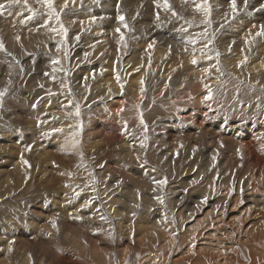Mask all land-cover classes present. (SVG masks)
Returning a JSON list of instances; mask_svg holds the SVG:
<instances>
[{
	"label": "bare ground",
	"instance_id": "bare-ground-1",
	"mask_svg": "<svg viewBox=\"0 0 264 264\" xmlns=\"http://www.w3.org/2000/svg\"><path fill=\"white\" fill-rule=\"evenodd\" d=\"M67 1H68V4L65 7V2H67ZM70 1L71 0H53V6H54L53 8L54 9L56 7L61 8V11L58 10V8H56L57 11H55V12L59 15L62 12H67L68 14L74 13L79 8H82V7L88 8L89 3L91 6L90 1H92V0H90L89 3L87 2V0H82L81 2L78 0H75L73 2L74 3L73 4L74 9L72 8V6H70V4H69ZM184 1L185 0H183V2ZM190 1H192L191 3H195L194 5L203 3V0H190ZM228 1H225V0H207V5L210 9V15L205 16L203 11H198V15L192 18L191 23L188 22L189 25L193 28L191 30L187 29V31L189 30L188 32L185 30V32H187V33L181 32L180 34H177V35H173L170 37H164L161 30H158L159 28H157L156 25H155V27L157 29H151V28L149 29L150 26H153V25L149 26V24L139 28L140 33H143L144 32L143 30L149 29L148 34L150 36H154L158 33L155 37L160 39L161 44L155 43L153 45V44H151V43L149 44L147 42H146V44L145 43L143 44L142 41H141V43H139L137 40L136 44L142 45L138 49L137 52L135 50V51H131V53H127V49L121 48L122 52H120V53L118 52L116 57L111 56L108 58L107 57L103 58L104 59L103 62L106 64L107 67L108 66L111 67V66L115 65V68L111 67V69L109 68V70H107V72H105L104 69H106V68L102 64V62H99V60L98 61H95V60L91 61V59L94 58L97 53L99 54L102 52V54L103 53L108 54L111 51L112 47L109 49L108 47L105 46V44H107V42H108L107 41L108 39H106L107 42H105V40L100 38V36L99 37L97 36V35H99L100 32L104 33V31L106 30L105 29V30L100 31L102 28V26H100V25H102L101 23L105 22V20H103L102 18H105L106 16L104 15V17L101 18V16L103 14L100 15L101 12H97L98 10L94 14L93 13L92 14H90V13L85 14L84 13V15H81V13H80V15L75 14L79 18L83 17L84 20L86 21V22L85 21L84 22L87 26H92L93 24L96 25L94 28L95 31H93L94 34L96 32V34H95L96 38H95V36L91 37L92 34L90 36L88 34V37L87 36L83 37V35H82L83 39H80V40L76 37L78 39L77 41H75L71 38L72 39V41L70 40L71 43L73 41L74 42L71 45L70 44H68V45H70L69 46L70 47V53H72L73 56H71V57L69 56V57L73 61V58H75V57L77 58L78 56H80V54L82 55L84 53L89 52V54H91L90 55L91 58L88 59L86 62H84V64H82V65H85V67H87V69L85 68L84 71L89 70V69H90L89 71H91V68L94 69L95 67H98V65L102 64V68L104 66V69L101 68L100 72L102 73V70H104V72H105L104 74L102 73L101 79H97L98 75L100 77V74H98L97 70L94 71L95 72L94 74H92V72H90L91 74H85L86 72L85 73L83 72L86 76L89 77V80H88L89 82H91L92 80L94 83L96 82L94 86L91 85L92 87H99L98 92H97V97H98L97 103L98 104H96V107L92 106L93 108H91V110L93 109V114H92L93 116H90V117L88 116L90 118V120L88 122L86 121V119L88 117L87 118L84 117L85 119L83 118V116L85 114L83 116L82 115L80 116V114H79V116H80L79 119L75 116L77 119L72 122V126L76 131H81L82 133L85 132L84 133L85 135L88 131H90V132H88V134H90V136L89 137L87 136V137L90 138L92 136V139L89 140L88 146H86V143H85V145L82 146V144H83L82 142L86 141V140H82V142H80V143H82L81 144L82 147L77 146V144H75V142L72 139L69 141H63V139H62L55 146V150L57 152H53V153H49V152L47 153L46 152V153H39L38 154V152H36V151H39V149L41 150V148H42V150H44L43 145L41 144V139H42L43 135H45V133H50V132L52 133V130H54L56 127H59L63 124L68 125V123L63 121L62 117H60L61 116L60 113L63 114L62 108H63V106H66V104L68 105L67 102H68L69 98L62 97L61 95H63V94H61V93H60L61 95L57 96L56 94L58 93V91L56 90L57 92H55V90H52L51 94H47L49 96L50 95L53 96L52 100H50L51 97L49 98L50 103H49V100H46L39 108H37V110L32 112V117L34 118L32 121H33V124H35V127L33 126V130L31 129L34 132V134L32 135L30 133L31 137H29V138H31V139H29V142L31 143V141H32V143H33V149H32L33 151L31 150L32 153L33 152L36 153L35 155L38 154V159L35 161L36 163L32 166L31 161H29L27 159V156H28L27 155V156H21L14 163L8 164L7 162H2L0 164V191H1L0 192V264H68V263L69 264H81L82 262H81V259L79 258L81 256L79 255V251L75 247V245H77V242H75V239H74L75 234L77 233V231L81 227L88 228L89 230L97 229L98 231H101V232H106L107 230L113 232V230H114V233H116V235H115V239L111 240V242L113 243V244L111 243V246L113 245V247L115 249L114 251H116L115 253L117 254V258L114 257L116 259V264H126V263L128 264L129 263L128 262L129 257L127 256V251H128V254L131 251L130 249H129L130 251L127 250L128 247H130L129 244H130V239H131L130 238L131 235H130V231H129L131 229V227H130V229L128 228L130 226L128 224L130 219H127V213H129V212H127V213L123 212L122 213V212H118L116 209L115 210L112 209L114 200H112V201L109 200L108 202L106 200V196H109V198L111 197L110 196L111 194H106L109 192L108 191V190H110L109 188L110 187H112V188L113 187L114 188L120 187L121 188L120 190H122V187L120 186L121 183H123L124 179L125 180L129 179V177L137 180V182H139L138 180L142 179V180H144V182L147 183V181H146L147 179H144L145 177H143L142 174H145L146 169L147 170L150 169L152 175L150 176V174H148V175L146 174L147 175L146 178L147 177H148V179L150 177L156 178L157 177L156 171H153L154 169L151 168V166H152L151 164L153 163V165H155V166L159 165V167L161 168V166H160L161 163H159V162L162 159L164 160L163 161V168L164 167L166 168V166H167L168 171H170L171 169H173V167L171 165L168 167V165L171 164L172 161H174L175 165H173V166H175L174 169L177 170V168H180V166H181V164L179 165V163H181L180 160H181L182 152L186 155L185 157H188L189 156V149H192L194 151V155L196 156V154L200 151L199 150L200 145L203 146V144L204 145L206 144L205 145V147H206L205 152H207V154H206L207 155V159H206L207 161L208 160L212 161V159L215 158V159H217L218 165H222V164H220L222 159L219 155L215 154V152H216L215 150L216 149H222L221 148L222 144L224 145V149L226 148V146L230 143V141L227 140L226 138L231 137V139H233V138H235V134H238L241 136V135H244L246 133L247 136H249V137H243L242 139H239V143L237 144L238 149L236 152H234V155H235V157L237 155L239 157L241 156V158H242L244 155H246L247 150H248L249 153H252L254 156H252L253 158L251 161L250 160L244 161L242 163V167H246V171H249V172L254 171L255 174H257L256 172H258L260 170H261V172H264V37H256L255 36V33L259 30V25L264 24V10L256 11V9L259 8L260 4L264 3V0H260L261 2L254 3L255 5L253 4V5L249 6L248 9L244 10L245 12L250 13L249 8L251 7L252 12L254 13V14L250 13L251 16L250 17L248 16V19H249V21L247 22L248 27L244 26V22L247 19V15H246V18L243 16L239 17V18H243L242 24L238 22V19L235 20V18H233L234 20H232V21L227 20L228 22L226 21V23H223V24H220L219 21L214 19L213 12H216L219 7L223 8V6H224L223 10L225 11V6L228 5V3H227ZM34 2H36V1L34 0ZM148 2L150 3V0H148ZM169 2H170L171 7H175L174 9H176L177 5L180 3V2L178 3V1L176 2L174 0H170ZM187 2L185 1L183 3V6H181V8H180L181 10L183 9V7H185L184 5H186L185 3H187ZM182 3H181V5H182ZM93 4H94V2L92 3V6H94ZM108 4H107V6H108ZM161 4H159V5H161ZM114 5H111V6H114ZM37 6H34V7L36 8ZM40 6L42 8V5H40ZM191 6H192V4H191ZM43 7H44V5H43ZM105 7H106V5H105ZM115 7H117V6L115 5ZM157 7H158V5H157ZM159 7H161V6H159ZM162 7H163V4H162ZM5 8H8L9 10H11L13 14H16V13L22 14L21 16H19L20 14L18 15V20H21L20 24H21L22 20L24 19L23 17H25L27 14L31 13L30 11H28L26 9L28 7L12 6L9 8L8 6H6ZM44 9H45V7H44ZM115 9H117V8H115ZM159 9L160 8H158V10ZM177 9H179V8H177ZM177 9L174 11H177ZM187 9L190 12L193 10V8L191 10L188 7H187ZM39 10H41V9H36V12ZM158 10H156V11H158ZM162 10H163V8H162ZM171 10H173V9H171ZM100 11H102V10H100ZM113 11L115 13V10H113ZM219 11L220 10H218V12ZM230 11L229 12L227 11L228 14H230ZM178 12L180 13V11H178ZM178 12H176V13L178 14ZM245 12H242V13L246 14ZM43 14H45V13H43ZM161 14H162V12H161ZM45 15H47V14H45ZM159 15H160V13H159ZM169 15H172V14H169ZM211 15H212V19H211ZM177 16H179V14ZM198 16H200L199 18H201L200 21L197 20ZM223 16H226V15H223ZM227 16H229V15H227ZM37 17H38V15H37ZM155 17H156V15H155ZM179 17H181V16H179ZM4 18H5V16H4ZM44 18L47 19L46 16L42 17V19H44ZM55 18H56V16L54 17V19ZM67 18L65 20L66 22H68L67 20H69ZM183 18L187 19L185 17H183ZM64 19L65 18H63V22H65ZM206 19L211 21L210 26H208L204 23V21ZM222 19H223V17H222ZM1 20H0V22H1ZM37 20H39V19H37ZM58 20H60V19H58ZM164 20L165 19H163V21ZM33 21H34V19H33ZM44 21L45 20H43L42 22H44ZM46 21H45V23H46ZM69 21L71 22V20H69ZM223 21H224V19H223ZM48 22H49V20H48ZM56 22H58V21L56 20ZM63 22H61V23H63ZM175 22H177V21L175 20ZM183 22H184V20H183ZM15 23H18V21ZM27 23L28 22L26 21L25 25H28ZM49 23H51V22H49ZM115 23H116V21H115ZM39 24H41V23H39ZM64 24H66V23H64ZM70 24L71 23H69V25ZM178 24H177V26H178ZM15 25H17V24H15ZM61 25H63V24H61ZM197 25L199 28L196 29L195 26L197 27ZM253 25H255V27H253ZM18 26H16V27H18ZM29 26H28V28H29ZM43 26L40 25L39 27L44 28ZM50 26H51V24L48 25V28ZM53 26H52V28H53ZM57 26L55 25L54 28H56ZM64 26H66V25H64ZM76 26H78V25H76ZM180 26L181 25H179V27ZM183 26H182V28H183ZM16 27H14V28H16ZM35 27L38 28V26H35ZM35 27H33V28H35ZM58 27H61V26H58ZM179 27H178V29H179ZM10 28L11 27H9V29ZM28 28H26V29L28 30ZM45 29H46V27H45ZM50 29H51V27H50ZM78 29H77V31H78ZM36 30H38V29H36ZM36 30L34 29V31H36ZM170 30H172V29H170ZM205 30H207V36L201 35L202 33L205 32ZM9 31H11V30H9ZM14 31H17V29L16 30L14 29ZM56 31L58 32L59 30H56ZM77 31H75V32H77ZM141 31H143V32H141ZM38 32L39 31H37V33ZM110 32H112V31H110ZM110 32L108 33L109 35H110ZM116 32H118V31H116ZM82 33H84V32H82ZM113 33H111V34L113 35ZM16 34H18V33H16ZM35 34H36V32H35ZM108 34L107 35L105 34L106 35L105 38L108 37ZM116 34L117 33H114V35H116ZM119 34H121V33H118V35ZM129 34H130V32L128 33V36L125 37V40H126V42H130V41L133 42V37L135 35L134 34L129 35ZM51 36L54 37L53 35H51ZM71 36H74V35H71ZM101 36H103V35L101 34ZM14 37L16 38V35H14ZM28 37H30V35H28ZM36 37H37V35L34 37V39H36ZM64 37H66V36H64ZM111 37L112 36H110V38ZM115 37L116 36H114L111 39L113 40ZM251 37H255V39L252 40ZM31 38H33V37H31ZM116 38H117L116 40H118L119 37H116ZM120 38H121V36H120ZM34 39H33V41H34ZM122 39H119V40H122ZM152 39L150 38L151 42H152ZM179 39H182V43L176 42V40L179 41ZM209 40H211V43H208ZM13 41L15 42V40H13ZM94 41H97L98 44L92 46L93 45L92 43H94ZM171 41H173L175 43L173 44ZM192 41H195V43H193ZM246 41H249V42L246 43ZM27 43H29V41H27ZM45 43H46V41H45ZM118 43H120V42H118ZM122 43H120V45ZM11 44H13V43H11ZM136 44H134L133 46H136ZM39 45H38V48H39ZM55 45H56V43H55ZM114 45L115 44H113L112 46H114ZM149 45H152V46L149 47ZM205 45H207V46H205ZM17 46H19V44ZM26 46H27V44H26ZM35 46H37V45H35ZM110 46H111V44H110ZM53 47H54V45H53ZM53 47L49 46V48H52V49H53ZM85 47H86V49L84 51ZM88 47H90V48H88ZM115 47H116V45H115ZM41 48L43 49V47H41ZM57 48H58V46H57ZM65 48H67V47H65ZM19 50H20V48H19ZM53 51H54V49H53ZM24 52H26V51H24ZM217 52L219 53L218 59L216 56ZM50 54H51V52H50ZM105 54H103V56ZM11 55H13V54H11ZM139 55H140L141 60H139V58H138ZM67 56H68V54H67ZM36 57L42 61L43 65L45 64L44 62L46 60L51 61V58H49L45 53H42V52H39V54H37ZM54 57H56V56H54ZM58 57H60V56H58ZM209 57H211V59H209ZM80 58L83 59V57L80 56L79 61H80ZM84 59H86V58H84ZM193 59L197 60L196 64H193L191 62ZM53 61H54V59H53ZM79 61H78V64L79 63L81 64L82 61H80V62ZM83 61H85V60H83ZM132 61L136 62L135 65L139 63L142 67H140V65H138L140 67L139 69L138 68L133 69L134 66L132 64H131L132 65L131 68L128 67V65H129L128 62H132ZM241 61H244V63L241 64L240 63ZM121 62H123V63L121 64ZM69 64H70V62H69ZM238 64L240 65L239 67H237ZM45 65H47V64H45ZM217 67L219 68V71L217 70ZM95 69H97V68H95ZM204 69H208V72L205 73ZM133 70H135V73H132V72H134ZM78 75H79V73H78ZM74 76L75 75H73V77ZM42 81H41V83H42ZM84 81H85V79H84ZM141 81H143V84L141 83ZM69 84H70V82H69ZM21 86L18 84H13V85H11V89L18 90ZM54 86L55 85H53L52 88ZM42 87H43V85H42ZM80 87H82V86H80ZM59 88H57V89H59ZM141 88L144 89L143 92H141ZM26 89H27V86H26ZM82 91H80L79 93H81ZM89 91H90V89H89ZM209 91H211V93H212L211 98H214L218 92L220 94L223 93V97L225 99L224 104L218 105L217 103H215L214 99L212 100L211 98L205 100V97L208 96ZM22 92H24V91H22ZM38 92H41V91H38ZM90 92L94 93L95 91H90ZM36 93H37V91H36ZM65 93H66V90H65ZM78 94L76 93L77 96H79ZM36 95H38V94H36ZM65 95H67V94H65ZM71 97L74 98L73 96H71ZM256 97L259 98V100L255 102ZM81 98L82 97H80V99ZM37 99H39V98H37ZM77 100H79V97ZM188 100L192 101V105L196 102V104L194 106V112L195 113L193 114V116H194L193 119L190 116H186V113L188 110L185 108L190 106V103ZM79 101L75 100V102H73L71 104L76 106V107L80 106L79 110H81V111L84 110V108L86 109V107L88 106L86 104V102L84 100H81V102H79ZM88 101H91V98ZM168 107H170V108H168ZM67 108H69V105ZM71 108L69 110H72L74 107L72 109ZM160 108H162V109L167 108L166 110L169 109V111L167 112V114L169 113L168 115L164 114L166 111L165 112L163 111L164 113H161V115L164 114L165 116L163 117L164 118L163 120H160V123L166 122L168 125L171 124L174 127L173 129H175L177 132H175L170 126H167L166 124L165 125L159 124V122H157L159 124L158 129H160V135L157 139V143L155 144L156 147H154L153 144L150 143V141L148 140L149 137H147V135H148L147 131L149 129L147 131H145L143 128H141L143 126L141 123H139V124H140V126L141 125L142 126L139 128V125L137 124L138 119L136 120V118L138 117L137 114H140L141 111H144L148 116H149L148 113H150L151 115L154 114V116H155V112ZM67 110L68 109H66V111ZM66 111H64V113ZM87 111L88 110H86L85 113ZM89 111H88V113H89ZM158 111L156 113H158ZM208 111H212L214 113L217 112V113L210 115V113H208ZM74 113H75V111H74ZM81 114H82V112H81ZM141 114L144 115V113H141ZM65 116H67V115H65ZM65 116H63V117H65ZM156 116H158V115L156 114ZM159 117H161V116H159ZM196 117H203V119L206 122L204 124H201L200 121L196 119ZM146 118H147V116H146ZM155 119H157V118H155ZM161 119H162V117H161ZM30 120H31V118H30ZM66 120H67V118H66ZM145 120H147V119H145ZM67 121H69V120H67ZM147 121H150V120L148 119ZM156 121H158V120H156ZM150 122L151 123L154 122V119H151ZM33 124H31V125H33ZM152 124H154V123H152ZM155 124H156V122H155ZM158 124H156V125H158ZM70 127H71V124H70ZM66 128H67V126H66ZM73 128L72 129L70 128V129L73 131ZM154 128H155V125H154ZM70 129H69V132H70ZM151 129H153V128H151ZM57 131H62V130L57 129ZM20 132H21V130H20ZM20 132H18V133H20ZM55 132H53V133H55ZM69 132H66V133H69ZM26 133L27 132H25L24 134H26ZM70 133H72V132H70ZM55 134H57V133H55ZM19 135H21V134H19ZM70 135H72V134H70ZM82 135H80V136L82 137ZM85 135H83V137ZM149 135H150V137L154 136V135L152 136L151 134H149ZM226 135L229 137H226ZM12 136H13V134H12ZM18 137H20V136H18ZM25 137H22V138H25ZM60 137H64V136H60ZM72 137H74V136L72 135ZM78 137H79V135H78ZM9 138H12V137H9ZM69 139H70V137H69ZM85 139H87V138H85ZM22 140H24V139H22ZM26 140H27V138H26ZM45 140H47V139H44V142H47ZM117 140L120 143H118ZM19 142H21V141L18 140V142L16 144H14V143L13 144L17 145ZM26 142H28V141H26ZM151 142H152V140H151ZM136 145L142 147L143 153H142V151L140 153H138V152H136V150H134L135 152L129 151V150H131L130 147H134ZM113 146H114V148H115V146L120 148L119 150L117 149L118 151L116 150L117 153L111 151L112 149H114ZM28 147H30V146H28ZM85 147H87L86 150H85ZM27 151H28V149H27ZM193 151H191V152H193ZM12 152H9V153H12ZM23 152H25V151H23ZM17 153H18V151H17ZM78 156L81 157L79 159L81 164L77 165V169L81 171L82 169L86 168V171H87L90 167L93 171L94 180L91 179V182L92 181L93 182H92L90 189H88V187H86V186H85L86 187L85 189H84V187L80 188L78 185H76L77 182L74 181L76 175H78V174H77V169L75 168V165H74L75 163L72 164V158H75V161H76L77 160L76 157H78ZM131 156H134L135 158L133 159V157H132L133 161L129 162L128 157H130V159H131ZM107 157L108 158L111 157L114 160L115 159L117 160V158H118L119 161L116 164H115V161H111V163L114 162V165H110V164L104 162V160ZM35 158H37V157H35ZM188 159H189V157H188ZM110 160H112V159H110ZM192 160L195 161V157ZM196 160H197V156H196ZM105 161H107V160H105ZM109 161H107V162H109ZM189 161H190V163L192 162L191 160H189ZM99 162L100 163L104 162L103 163L104 165L102 166L103 167L102 170L100 168H96L97 164H99ZM86 164L88 166H86ZM185 164H187V163H185ZM192 164H194V163H192ZM226 164H227V162H226ZM100 165H102V164H99L98 167H100ZM9 166L11 167V169H8ZM37 166H38L39 171L34 176V173H35L34 170L37 169ZM117 167H120V169L122 168L121 171L120 170L116 171ZM153 168H154V166H153ZM191 169H192V167H191ZM89 170H88V172H89ZM148 173H149V171H148ZM111 174L113 177L114 176H116V177L113 180L110 179L108 183L105 181L106 183H105V185H103L104 182H103V184L101 183L102 176H103V178L104 177L109 178L110 176H108V175H111ZM239 175H241L240 170L236 173V176L234 177L235 180H233L230 184L233 185L235 183V181L237 182L236 193H238L240 191L241 192L242 191L247 192L243 196L242 200H245L246 202H249V204H252L254 209L256 211H258L260 214H262L263 221H261V224H258V226L256 227L259 229L258 231L255 228L256 231L258 232V233H256L257 236L254 238H251V236L249 237V239H250L249 242L251 244H249L248 247L245 246V244L243 245L244 250H245V252H244L245 258H244V256H242L240 251L237 250L236 253L232 256V259H233L232 263L233 264H237V263L238 264H247V262H246V258H247L249 260L250 264H261V262L264 260V191L262 192L263 195L259 191L261 190L262 187H264V185L259 187L256 184V181H254L255 179L253 178L252 175H249V177L245 181L242 182V179L240 180L238 178ZM35 177L37 178L38 182H34ZM8 180H9V182H8ZM155 180H157V179H155ZM81 181H83V180H81ZM128 182H130V180H128L126 183H128ZM149 182H151V181H149ZM35 183H38V184L34 187ZM210 183H212V182H210ZM132 184H134V183H132ZM132 184H131V186H132ZM136 184H135V186H136ZM3 185L6 186V188L3 189L4 193L1 190ZM139 185L140 184H138L137 188H139ZM51 187H55L56 190L52 189ZM172 187L174 188L176 186H172ZM29 189L36 192V196H37V199L39 201H43V199H47L50 203L52 212L42 211L43 208L34 211L31 209V207L28 208L29 206L27 203L24 206V204L23 205H19V204H17V205L13 204L12 205L11 204L12 202L11 203L9 202V201H13V199L15 198V200L25 203L24 201H25L26 195L30 193ZM125 189L126 188H124L123 190H125ZM161 189H162V187H161ZM161 189H158L156 191L159 193H164V191ZM52 190H53V193L51 194ZM257 190H259V191H257ZM118 191H119V189L117 190V192ZM111 192H113V191H111ZM126 192H127V190H126ZM126 192H124V193L126 194ZM121 193H123V191ZM121 193L119 192V194H120L119 198H121V196L124 194V193L123 194H121ZM182 193H180V194H182ZM191 193L192 192H190V194L188 193L189 197H190ZM204 193H205V191H204ZM204 193H202V194H204ZM114 194H116V193H114ZM114 194H112V195H114ZM202 194H200V195L198 194L200 198H201ZM175 195L178 196V193ZM173 197H176V196H173ZM211 197H212V194L210 193V190H209V196H207V198H205V201L202 204H200V206L203 208L205 207L206 203H207V205H206L207 207L211 206L210 211H208V213H206L207 216H212L213 214L219 215L227 207L230 206V208H235L236 206H238L240 204V199H239L238 195H235V197H232L229 202L222 201L219 197L229 198L230 195L228 196V195L217 194L213 199H211ZM245 197H247V198H245ZM123 198H124V196H123ZM103 199H105V202H107V203L105 204V206L102 207V204L104 203V202L102 203ZM180 199H183V198H180ZM117 200H118L117 201L118 205L119 204L121 205V203H122V205L125 206L126 203H128V202H126L125 199L124 200L123 199H120V200L117 199ZM139 200H140V198H139ZM133 201H131V202H133ZM31 203L29 200V205ZM115 203H116V199H115ZM32 204L34 207V203H32ZM152 204H154V203H152ZM26 205L28 207H26ZM122 205H121V207H123ZM34 208L37 209L38 208L37 205ZM102 208L106 209V212L108 213L109 216H104ZM20 209H23V210L21 212H17V210H20ZM123 209L124 208H121V210H123ZM139 209L141 210V208H139ZM194 209L195 208H192V209L188 208V205H186V204L178 207V210L182 213L187 212L186 210H194ZM24 210H28V211H24ZM115 211L118 212L117 216L119 217V219H122L123 221L120 220L121 222L120 221L118 222L115 219V217L118 218L117 216H115L116 214L114 215V217H111V215H113L112 213ZM126 211H128V210H126ZM25 212L26 213L28 212V213L25 215L24 214ZM77 213L79 214V216H77L78 215ZM140 215H141L140 216L141 220L139 221V224L141 225V227H140L141 229L139 228V226H137L138 231H139V229L140 230L144 229L145 231H147V229L149 227L152 228V226H149V221L146 219L144 220L143 216L145 214L142 213ZM101 217H103V219ZM61 218H62L63 222L60 221ZM160 218H161L160 214L155 213L154 214V220H156V221L155 222L150 221L151 223L156 224V226H157L156 230H158L160 227H162V228H163V226L165 227V225L163 223H159ZM136 219H138V218L136 217ZM209 219H210V217H209ZM161 220L163 221L162 218H161ZM183 220H184V218L182 217L181 221H183ZM52 221L56 222V227H53ZM135 221H134V223H135ZM142 222H144L143 224H145L146 226L142 225L141 224ZM156 222H158V224ZM164 222H166V221H164ZM196 224H198V223H196ZM134 225L136 226V224H134ZM24 226H27V227H24ZM120 229H122V232ZM164 229L165 228L162 229L163 230L162 235H160V234H158V235L161 236L159 238L160 240L163 239V241H162L163 243L165 240L168 239L167 241H165V242H167V246H170L174 242V240L178 241V239H180L181 240L180 242L184 241L182 239L185 238V236L181 237V235H180V234H182L181 232H183L184 229L179 228V232H175V230H173L170 233L166 232ZM89 230H87V231L89 232ZM149 231H151V230H149ZM149 231H147V232H149ZM94 232H96V231H94ZM94 232H92V235ZM101 232H100V234H101ZM159 232L161 233V231H159ZM159 232H157V233H159ZM186 232L189 233V231H187V230H186ZM62 233L64 235L67 233L70 234L69 235L70 239H71L70 241L74 242L73 248L72 247L71 248H65L64 245H59V240H62L61 241L62 243H60V244H65L69 247L68 243H66V242L64 243L65 236L67 237L68 234L64 236V235H62ZM80 233H82V232H80ZM178 233H179V235H178ZM185 233H183V234H185ZM77 234H79V233H77ZM77 234H76V236H77ZM89 234H91V232ZM250 234L252 235L255 233H253L251 231ZM94 235H95V233H94ZM203 235H204V233H203ZM96 236H97V233H96ZM99 236H101V235H99ZM152 237H153L154 241L157 240L154 238V236H152ZM178 237H180V238H178ZM164 238H165V240H164ZM147 239H152V238L150 237ZM83 240H84V238H83ZM93 240H94V238H93ZM160 240H159V242H160ZM186 240L189 241V239H186ZM76 241H77V238H76ZM137 241L141 244L142 239H137ZM148 241H150V240H148ZM152 241H150L151 244H152ZM154 243L155 242H153V244ZM44 244L51 245L54 247V249H53L54 252L52 253V255H48V251L47 252L45 251ZM182 247L184 248V246H182ZM48 248L50 249V246ZM196 249H197V247H196ZM258 249L260 251H258ZM81 251H82V249H81ZM181 252H184V251H181ZM260 252H263V253H260ZM223 254H224V252H221V253H219V256L223 255ZM216 255L217 254H212V256L214 258H216L215 257ZM257 255H260V259L261 258L263 259L261 262H259L257 260V257H259ZM114 256H116V255H114ZM213 257L205 259L204 262H202L203 260H201V259L200 260L195 259L193 262L189 258L182 260L184 258L183 257L181 259V261L178 258L179 262H176L174 264H220L217 260L213 259ZM136 258H137V256H136ZM217 258H218V256H217ZM176 261H177V259H176ZM140 262H141V264H154L153 261H150V262L145 261L144 263H142V261L140 260ZM229 263L232 264L231 262H228V264ZM90 264H92V263H90Z\"/></svg>",
	"mask_w": 264,
	"mask_h": 264
},
{
	"label": "rangeland",
	"instance_id": "rangeland-1",
	"mask_svg": "<svg viewBox=\"0 0 264 264\" xmlns=\"http://www.w3.org/2000/svg\"><path fill=\"white\" fill-rule=\"evenodd\" d=\"M36 2H34V0H27V5H28V8H26L28 11L29 9H41L39 11L36 12V15L33 16V12L30 11L31 13L27 14L26 16L28 17V15L30 16H33V19L29 20L27 19V17H23L24 19L22 20L21 24H20V21L21 20H18V14H13L11 10H9L8 8H5L4 10V14L0 16V43H3L4 45V50L0 51V92H4L5 95L0 98V100H2V102H0V164L2 162H7L8 164H11V163H14L15 161H17V159H19L21 156H27V159L29 161H31V164L32 166L36 163L35 161L38 159V154L39 153H53V152H57L55 150V146L58 144V142H60L62 139L63 141H69V140H73L74 142L75 141H79V143L77 144V146H80L82 147L83 145H85L86 143V146H88V143H89V140L92 139V136L90 138H88L90 136V134H88V131L86 133V135L84 134L85 132H81V131H76L73 126H72V122L74 120H76L77 118L79 119L80 116L84 115L83 118H87L88 116H93V109L91 110V108L93 107H96V104H98V97H97V92H98V88L99 87H92L95 85V83L93 82V80L91 82H89V77L86 76L85 74H91L90 72H92V74H94L95 72L94 71H98V74H100V77L98 75L97 79H101V76H102V73L104 74L105 72H107V70H109V68L111 69L112 68H115V65L114 66H111V67H107L106 64L103 62L105 57H111V56H115L118 54V52H122V49L121 48H124V49H127V53H131V51H135L136 52L138 51V49L142 46L141 44H136L137 40L139 43H141V41L143 42V44L146 42L147 43H151V44H161V41L159 38H156L154 36H150L148 34V30L151 28V29H157L159 28L158 30H161L162 34L164 35V37H170V36H173V35H177V34H180L181 32L183 33H187V29H192L193 27H191L189 25L188 22H191L192 21V18L197 16L198 15V11L195 9V3H191L192 1L190 0H185L187 3H185L186 5H184L185 7H183V9L181 10V6H183V0H174V1H178V5L176 7L179 8L177 9V11H174L176 9H174L175 7H171V11H166L164 9V7H162V4H163V0H150V3L148 2V0H87V2L89 3V1L91 2V6H90V3L88 4L89 7L88 8H85V7H82V8H79L77 9L74 13H70L68 14L67 12H62L60 15H59V19L58 20L57 18L54 19V15L51 17V19L49 18V15H48V9L45 7H43V4L40 2V0H35ZM75 0H71L70 1V6H72V8L74 9L73 7V2ZM78 1H82V0H78ZM99 1V2H98ZM154 1V2H153ZM156 1V2H155ZM162 3H160V2ZM170 0H168L169 2ZM225 1H228V0H225ZM30 2V3H29ZM33 4H32V3ZM38 2V3H37ZM94 2V6H92V3ZM183 2V3H182ZM192 6H191V4ZM237 2V7L239 9V11L234 15L232 13L231 8H230V0L227 2L228 5L225 6V11L223 10L224 9V6L223 8L222 7H219L217 9V13L216 12H213V16H214V19L219 21L220 24H223V23H226L227 20L229 21H232L234 20L233 18H235V20L238 19V22L242 24L243 22V18H239L240 16H243L246 18V15H247V19L245 20L244 22V26L245 27H248L247 25V22L249 21L248 19V16L250 17L251 14H254L252 12V8L250 7L249 10H250V13L248 12H245L244 10H246L244 8V0L240 1V0H236ZM258 2H261L260 0H249V6L253 5L254 3H258ZM0 3H3L5 4V6H7L8 4V0H0ZM40 3V4H39ZM109 3V4H108ZM157 3V4H156ZM182 3V5H181ZM38 6H37V5ZM68 4V1L65 2V5ZM98 4V5H97ZM108 4V6H107ZM117 7H115V5ZM161 4V5H159ZM190 4V5H189ZM37 6L36 8L34 6ZM42 5V8L41 6ZM106 5V7H105ZM111 5H114V6H111ZM157 5L161 6V7H157ZM169 5H170V2H169ZM189 5V6H188ZM255 5V4H254ZM16 7H25L24 6V0H20V3L17 4V5H14ZM81 6V5H80ZM110 6V7H109ZM137 6V7H136ZM171 6V5H170ZM30 7V8H29ZM39 7V8H38ZM54 7V6H53ZM91 7V8H90ZM113 9H112V8ZM117 9H115V8ZM134 7V8H133ZM136 7V8H135ZM157 7V8H156ZM192 10L193 8V12L191 13L188 9ZM58 8V7H56ZM55 8V11H57ZM158 8H160L158 10ZM163 8V10H162ZM185 8V9H184ZM227 8V9H226ZM88 9V10H87ZM124 9V10H123ZM187 9V10H186ZM248 9V8H247ZM26 10V11H27ZM45 10V11H44ZM58 10L61 11V8H58ZM98 10V11H97ZM102 10V11H100ZM115 10V13L114 11ZM158 10V11H156ZM162 10V11H161ZM218 10H220L218 12ZM6 11V12H5ZM44 11V12H43ZM59 11V12H60ZM92 11V12H91ZM101 12L100 15L101 18L104 17V15L106 16L105 18H102L103 20H105L104 23H101L102 25V28L100 31L102 30H105L104 33L107 35L110 31V35L108 34V37H106V35L102 32L99 33V35H97L98 37L100 36V38H102L103 40H105V42H107V44H105L106 47H108L109 49L111 48V51L110 53H103L105 54L103 56L102 52L101 53H97L95 55L94 58L91 59V61H98L99 62H102V64L105 66L106 69H104V66L102 68V64L101 65H98V67H95L97 69H92L91 68V71L89 70H85V68L87 69V67H85V65H82L84 64V62H86L88 59L91 58V54H89V52L87 53H84V54H80V56L83 57L80 58V61L81 64L79 63L78 64V61H79V57L78 56L77 58H73V61L72 59L70 58L71 56H73L72 53H70V45L74 42L71 43L72 39L77 41L78 39H83L84 36H87L88 37V34L89 36L92 34L91 37L95 36L94 32V28L96 25H92V26H87L85 24V20L84 18H79L78 16L76 15H84V13H90V14H94L95 12ZM113 11V12H112ZM156 11V12H155ZM162 14H161V12ZM173 11L176 13L178 11H180V13L178 12L179 16L177 15H173ZM183 11V12H182ZM189 11V12H188ZM230 11V14H228V12ZM159 19L157 20V14H159ZM167 14H166V13ZM195 12V13H194ZM225 12V13H224ZM242 12H245L246 14L242 13ZM27 13V12H26ZM47 15H45V14ZM106 13V14H105ZM156 13V14H155ZM194 13V14H193ZM220 15H219V14ZM222 13V14H221ZM20 14V13H19ZM76 14V15H75ZM169 14H172V15H169ZM185 14V15H184ZM219 16H218V15ZM22 14H20L19 16H21ZM38 15V17H37ZM42 15V16H41ZM44 15V16H43ZM124 16L125 17V20L123 22H121L119 20V17L120 16ZM156 15V17H155ZM167 15V16H166ZM169 15V16H168ZM222 15V16H221ZM223 15H226V16H223ZM229 15V16H227ZM238 17H237V16ZM5 16V18H4ZM9 16V17H8ZM13 16V17H12ZM47 17V19L49 20V23L47 19H42V17ZM110 16V17H109ZM165 16V17H164ZM172 18H171V17ZM175 18H174V17ZM218 16V17H217ZM221 16V17H220ZM35 17V18H34ZM68 17V18H67ZM98 17V16H97ZM161 17V18H160ZM179 17V18H178ZM183 17L185 18H189L188 20L187 19H184ZM200 16L197 17V20L200 21L201 18H199ZM224 21H223V19ZM227 19H226V18ZM11 18V19H10ZM41 18V19H40ZM63 18L64 21L67 19L71 20V22L69 20H67L68 22H63ZM72 18V19H71ZM75 18V19H74ZM230 18V19H229ZM232 18V19H231ZM4 19V20H3ZM10 19V20H9ZM27 19V20H26ZM39 19V20H37ZM163 19H165L163 21ZM211 19H212V15H211ZM36 20V21H35ZM43 20H47L46 23L45 21L42 22ZM56 20L58 22H56ZM75 20V21H74ZM87 20V19H86ZM169 20V21H168ZM171 20V21H170ZM175 20L177 22H175ZM179 20V21H178ZM184 20V22H183ZM18 23H15L17 22ZM28 22L27 24L28 25H25V22ZM33 21V22H32ZM73 21V22H72ZM83 21V22H82ZM85 21V22H84ZM116 21V23H115ZM213 21V20H212ZM30 22V23H29ZM55 22V23H54ZM63 22V23H61ZM182 22V23H181ZM228 22V21H227ZM33 23V24H32ZM41 23V24H39ZM43 23V24H42ZM54 23V24H53ZM60 23V24H59ZM66 23V24H64ZM69 23H71L69 25ZM83 23V24H82ZM108 23V24H107ZM112 23V24H111ZM176 25H175V24ZM17 24V25H15ZM20 24V25H19ZM32 24V25H31ZM51 24V29L50 27L48 28V25ZM54 26H53V25ZM59 24V25H58ZM61 24H63V28L66 30V31H62L61 30V27H58V26H61ZM129 24V25H128ZM131 24V25H130ZM149 24L150 25H153V26H150L149 29L146 31V30H143L141 32L143 33H140L139 31V28L145 26ZM178 24V26H177ZM19 25V26H18ZM30 25V26H29ZM40 25H44L42 27H39ZM46 25V26H45ZM55 25L59 28H54ZM66 25V26H64ZM69 25V26H68ZM78 25V26H76ZM118 25V26H117ZM125 25H127V27L125 28ZM156 25V27H155ZM179 25H181L179 27ZM184 25V26H183ZM189 27H188V26ZM8 26V27H7ZM18 26V27H16ZM29 26V28H28ZM35 26H38L35 27ZM53 26V28H52ZM71 26V27H70ZM76 28H75V27ZM94 26V27H93ZM183 26V28H182ZM220 26V25H219ZM218 26V27H219ZM9 27H11L9 29ZM16 27V28H14ZM28 28V30L26 28ZM35 27V28H33ZM46 27V29H45ZM66 27V28H65ZM70 27V28H69ZM74 27V28H73ZM82 27V28H81ZM87 27V28H86ZM105 27V28H104ZM115 27V28H114ZM120 27V28H119ZM179 27V29H178ZM33 30H32V29ZM79 28V29H78ZM89 28V29H88ZM110 28V29H109ZM114 28V29H113ZM174 28V29H173ZM186 28V29H185ZM195 28H199L198 25L197 27L195 26ZM11 31H9V30ZM14 29L17 31H14ZM34 29H38L36 31H34ZM55 29V30H54ZM72 29V30H71ZM78 29V31H77ZM88 29V30H87ZM117 29H119L118 32ZM125 29V30H124ZM127 29V30H126ZM172 29V30H170ZM42 30V31H41ZM56 30H59L58 32ZM61 30V31H60ZM77 32H75V31ZM80 30V31H79ZM110 30V31H109ZM185 30L187 32H185ZM13 31V32H12ZM30 31V32H29ZM34 31V32H33ZM37 31H39L37 33ZM41 31V32H40ZM115 31V32H114ZM122 31V32H121ZM124 31V32H123ZM5 32V33H4ZM36 32V34H35ZM44 32V33H43ZM64 32V33H63ZM80 32V33H79ZM84 32V33H82ZM117 33L116 35H114V33ZM130 32L129 35L131 34H134L135 36L133 37V42L130 41V42H126L125 40V37L128 36V33ZM18 33V34H16ZM40 33V34H39ZM50 33V34H49ZM53 33V34H52ZM60 35H59V34ZM113 33L114 36L116 37H119L118 40H116L117 38L115 37L113 40L111 38H113L114 36L111 34ZM118 33H121L118 35ZM49 34V35H48ZM76 34V35H75ZM94 34V35H93ZM101 34L103 36H101ZM14 35H16V38L19 37V39H16L14 37ZM28 35H30V37H28ZM37 35L36 39H34V37ZM51 35H53L54 37H52ZM71 35H74V36H71ZM83 35V37H82ZM118 35V36H117ZM147 35V36H146ZM13 36V37H12ZM66 36V37H64ZM110 36H112L110 38ZM121 36V38H120ZM124 38H123V37ZM33 37V38H31ZM78 39H77V38ZM67 38V39H66ZM72 38V39H71ZM96 38V36H95ZM123 38V39H122ZM150 38L152 39V42L150 41ZM156 38V39H155ZM34 39V41H33ZM40 39V40H39ZM48 39V40H47ZM106 39H108L106 41ZM119 39H122V40H119ZM15 40V42L13 41ZM29 41V43H27V41ZM42 40V41H41ZM71 40V41H70ZM110 40V41H109ZM113 42H112V41ZM144 40V41H143ZM149 40V41H148ZM36 41V42H35ZM46 41V43H45ZM26 42V43H25ZM34 42V43H33ZM42 42V43H41ZM57 46L55 45V43ZM117 42V43H116ZM122 43L120 45V43ZM173 44L175 42L171 41ZM177 43H182V39H179V41L176 40ZM13 43V44H11ZM15 43V44H14ZM31 43V44H30ZM44 43V44H43ZM48 43V44H47ZM54 43V44H53ZM130 43V44H129ZM19 44V46H17ZM27 44V46H26ZM40 44V45H39ZM61 44V45H60ZM70 44V45H68ZM94 45L98 44L97 41H94V43H92ZM109 44V45H108ZM111 44V46H110ZM113 44L115 45L112 46ZM118 44V45H117ZM126 44V45H125ZM134 44H136V46H133ZM37 45V46H35ZM38 45H39V49L38 48ZM53 47L54 51L52 48H49V46ZM25 46V47H24ZM31 46V47H30ZM43 47V49L41 47ZM118 46V47H117ZM132 46V47H131ZM30 47V48H29ZM45 47V48H44ZM48 47V48H47ZM56 47V48H55ZM67 47V48H65ZM120 47V48H119ZM20 48V50H19ZM25 48V49H24ZM90 48V47H88ZM117 50H116V49ZM48 49V50H47ZM66 49V50H65ZM86 47L84 48V51H85ZM119 50V51H118ZM5 51V52H4ZM26 51V52H24ZM44 51V52H43ZM60 53H59V52ZM69 51V52H68ZM10 52V53H9ZM23 52V53H22ZM39 52H42V53H45L49 58H51V61L50 60H46L44 63L47 64V65H43L42 64V61L40 59H38L36 56L37 54H39ZM49 52V53H48ZM51 52V54H50ZM114 52V53H113ZM22 53V54H21ZM62 53V54H61ZM13 54V55H11ZM50 54V55H49ZM55 54V55H54ZM68 54V56H67ZM9 55V56H8ZM56 56V57H54ZM60 56V57H58ZM65 56V57H64ZM70 56V57H69ZM86 56V57H85ZM102 56V57H101ZM32 57V58H31ZM54 57V58H53ZM100 57V58H99ZM64 58V59H63ZM69 58V59H68ZM86 58V59H84ZM131 58V57H130ZM139 60H141L140 58V55L138 56ZM54 59V61H53ZM68 59V60H67ZM103 59V60H102ZM85 60V61H83ZM60 61V62H59ZM72 61V62H71ZM79 61V62H80ZM40 62V63H39ZM51 62V63H50ZM70 62V64H69ZM35 63V64H34ZM123 62H121L122 64ZM136 62H128V67H132V65L134 66L133 69L135 68H140L142 67L139 63L135 65ZM50 64V65H49ZM120 64V65H121ZM132 64V65H131ZM74 65V66H73ZM82 67H81V66ZM140 65V67L138 66ZM53 66V67H52ZM73 66V67H72ZM45 67V68H44ZM41 68V69H40ZM82 68V69H81ZM100 68V69H99ZM102 70V73L100 72V70ZM129 68V69H130ZM66 69V70H65ZM73 69V70H72ZM99 69V70H98ZM46 70V71H45ZM89 73H88V72ZM134 72L132 73H135V70H133ZM40 72V73H39ZM82 72V73H81ZM85 74H84V73ZM15 73V74H14ZM39 73V74H38ZM79 73V75H78ZM97 73V72H96ZM12 75V76H11ZM20 75V76H19ZM28 75V76H27ZM44 75V76H43ZM59 75V76H58ZM72 75V76H71ZM73 75H75L73 77ZM97 75V74H96ZM20 78H19V77ZM69 76V77H68ZM77 76V77H76ZM51 77V78H50ZM76 77V78H75ZM86 77V78H85ZM62 78V79H61ZM74 78V79H73ZM78 78V79H77ZM27 79V80H26ZM41 79V80H40ZM47 79V80H46ZM50 79V80H49ZM66 79V80H65ZM71 79V80H70ZM83 79V80H82ZM85 79V81H84ZM3 80V81H2ZM43 80V81H42ZM62 80V81H61ZM76 80V81H75ZM2 81V82H1ZM42 81V83H41ZM70 82V84H69ZM94 84H93V83ZM5 83V84H4ZM12 83V84H11ZM13 84H18V85H22L18 90H15V89H11V85ZM47 84V85H46ZM24 85V86H23ZM43 85V87H42ZM55 85L53 88L52 86ZM57 85V86H56ZM92 85V86H91ZM8 86V87H7ZM26 86H27V89H26ZM60 88H59V87ZM74 86V87H73ZM82 86V87H80ZM84 86V87H83ZM36 87V88H35ZM52 89H51V88ZM68 87V88H67ZM80 87V88H79ZM93 89H91V88ZM55 88V89H54ZM59 88V89H57ZM74 88V89H73ZM86 88V89H85ZM24 89V90H23ZM41 89V90H40ZM51 89V90H50ZM72 89V90H71ZM95 91L94 93L93 92H90L89 91ZM97 89V90H96ZM7 90V91H6ZM30 90V91H29ZM43 90V91H42ZM52 90H55V92L58 91V93L56 94L57 96L58 95H61L62 97H66V98H69L68 99V105H69V108L68 105L66 104V106H63L62 110H63V114L60 113V117H62L63 121L67 122V124H63L59 127H56L54 130H52V133H45V135H43L42 139H41V144L43 145V149L41 148V150L39 149V151H36L38 152L37 155H35L36 153H32V149H33V143L31 141V143L29 142V137H31V134L33 135L34 132L32 131L33 130V126L35 127V124H33V117H32V112L37 110V108H39L46 100H52L53 99V96L52 95H47V94H51ZM57 90V91H56ZM61 90V91H60ZM65 90H66V93H65ZM71 90V91H70ZM79 90V91H78ZM84 92H83V91ZM24 91V92H22ZM37 91V93H36ZM38 91H41V92H38ZM80 91H82L81 93H79ZM46 92V93H45ZM64 92V93H63ZM68 92V93H67ZM75 92V93H74ZM40 93V94H39ZM61 93V94H60ZM72 93V94H71ZM76 93L79 95L77 96ZM84 93V94H83ZM38 94V95H36ZM67 94V95H65ZM82 94V95H81ZM94 94V95H93ZM45 95V96H44ZM73 96L74 98H72L71 96ZM86 97H85V96ZM88 95V96H87ZM93 95V96H92ZM79 97V100H77ZM80 97H82L80 99ZM84 97V98H83ZM95 97V98H94ZM33 98V99H32ZM39 98V99H37ZM44 98V99H43ZM91 98V101H88L90 100ZM35 99V100H34ZM37 99V100H36ZM42 99V100H41ZM97 101H96V100ZM212 100L214 99L215 103H217L218 105H223L224 104V97H223V93L220 94L219 92L217 93V95L214 97V98H211ZM50 100H49V103H50ZM76 101H79L81 102V100H84L86 102V104L90 107H86V109L84 108V110H90L89 113L88 111L85 113L84 110H79V115H77V107L72 105L71 103L75 102ZM259 98L256 97L255 99V102L258 101ZM37 101V102H36ZM189 101V100H188ZM70 102V103H69ZM91 102V103H90ZM94 102V103H93ZM96 102V103H95ZM93 103V104H92ZM190 103V106L189 107H186L185 109H187V113H186V116H190L192 119H193V114L195 113L194 112V106L196 104V102L192 105V101H189ZM93 106V107H92ZM68 109L66 111V109ZM73 109H72V108ZM76 107V108H75ZM72 109V110H69V109ZM80 108V106H79ZM88 108V109H87ZM170 108V107H168ZM167 108H160L158 109V113L155 112V116L156 114L158 116H154V114H149V116L144 112V111H141L140 114H137L138 117L136 118V120L138 119V122L137 124L139 125V128H143L145 131H147V134H151L153 137H150V135L147 137L148 140L150 141V143L153 144L154 147H156V143H157V139L160 135V129L159 128V124H163V125H167V126H170L172 129L174 128L171 124L168 125L166 122H161L160 123V120H163L164 116L167 114V112L169 111L166 110ZM64 111H66L64 113ZM75 111V113H74ZM161 111V112H160ZM165 113H164V112ZM30 112V113H29ZM82 112V114H81ZM68 113V114H67ZM141 113H144L141 114ZM161 113H164L161 115ZM208 113L211 114H216L217 112H212V111H208ZM13 114V115H12ZM31 114V115H30ZM89 114V115H88ZM169 114V113H168ZM167 114V115H168ZM30 115V116H29ZM65 117H63V116ZM136 115V116H137ZM143 117L142 119H144L143 123H141L140 119H141V116ZM147 118H146V116ZM19 116V117H18ZM29 116V117H28ZM69 116V117H68ZM77 118H76V117ZM153 116V117H152ZM161 116V117H159ZM216 116V115H215ZM87 118L86 121L88 122L90 120V118ZM145 117V118H144ZM150 117V118H149ZM152 117V118H151ZM157 119H155V118ZM31 118V120H30ZM69 120L67 121L66 120ZM70 118V119H69ZM74 118V119H73ZM84 118V119H85ZM159 118V119H158ZM20 119V120H19ZM145 119H149L151 121V119H154V124H152L150 121H147ZM197 120L200 121L201 124H204L206 121L203 119V117H196ZM71 120V121H70ZM158 120V121H156ZM29 121V122H28ZM147 121V122H146ZM62 122V121H61ZM158 124L157 122H159L158 125L155 124ZM33 125H31V124ZM141 123L142 125L140 126ZM70 124H71V127H70ZM150 124V125H149ZM152 124V125H151ZM65 125V126H64ZM154 125H155V128H154ZM57 126V125H56ZM63 126V127H62ZM67 126V128H66ZM149 126V127H148ZM20 127V128H19ZM69 127V128H68ZM153 129H151V128ZM157 127V128H156ZM7 130H6V129ZM13 128V129H12ZM25 128V129H24ZM73 128V132L71 129ZM11 129V130H10ZM32 129V130H31ZM58 130H62V131H57ZM69 129H70V133L69 132ZM151 129V130H150ZM156 129V130H155ZM21 130V132H20ZM66 130V131H65ZM68 130V131H67ZM175 132H177L175 129H173ZM7 131V132H6ZM56 131V132H55ZM65 131V132H64ZM154 131V132H153ZM20 132V133H18ZM23 132V133H22ZM25 132H27L26 134H24ZM33 132V133H32ZM57 134H55V133ZM61 132V133H60ZM66 132H69V133H66ZM77 132V133H76ZM80 132V133H79ZM31 133V134H30ZM59 133V134H58ZM74 133V134H73ZM85 135L83 137V135ZM159 133V134H158ZM13 134V136H12ZM15 134V135H14ZM18 134V135H17ZM21 134V135H19ZM72 134L74 137H72ZM77 134V135H76ZM59 135V136H58ZM79 135V137H78ZM82 135V137L80 136ZM158 135V136H157ZM20 136V137H18ZM26 136V137H25ZM28 136V137H27ZM60 136H64V137H60ZM88 136V137H87ZM156 136V137H155ZM9 137H12V138H9ZM22 137H25V138H22ZM61 139H60V138ZM67 137V138H66ZM70 137V139H69ZM226 137H229L226 135ZM243 137H249L247 136V134L245 133L244 135H238V134H235V138L231 139V137L229 138H226L227 140L230 141V143L226 146V148L224 149V145L222 144L221 145V148L222 149H216L215 151V154L216 155H219L221 157V162L220 164L222 165H218L217 163V159L213 158L212 161H207V152H205V145L203 144L200 145L199 147V152L196 154L197 156V160H196V156L194 155V151L192 149H189V159L188 157H185L186 155L182 152V155H181V160L179 163V165L181 164L180 168H175V162L172 161L171 164L168 165V167L171 165L173 167V169H171L170 171H168L167 169V166L166 168L164 167L163 168V159L159 162L161 163L160 166L161 168L159 167V165L155 166L153 165V163L151 164V168L154 169L153 171H156V174H157V177L154 178V177H150L148 179V177L146 178V176L148 174H150V176L152 175L151 174V170H147L145 171V174H142L143 177H145L144 179H147V183L144 182V180H138L139 182H137V180L129 177V179H126L127 181L130 180V182L126 183L127 181L124 179L123 180V183H121V187H122V190H120L121 188L120 187H117L119 189V191L117 192V188L115 187H110L108 190L109 192L106 193V194H111L110 198L109 196H106V200L107 202L109 200H114L113 201V206H112V209L113 210H117L118 212H129L127 213V219H130L128 224L129 229L131 227V229L129 230L130 231V244L128 247L127 250L130 251V253L128 254V251H127V256L129 257L128 258V264H141L140 260L142 261V263H144L145 261L146 262H150V261H153L154 264H174L176 262H179V260L181 261L184 260V259H191V261L193 262L195 259L196 260H203L202 262H204L205 259H208V258H212V254H217L213 259L217 260L220 264H228V262H233V259H232V256L236 253L237 250L240 251V253L242 254V256L245 255V250H244V247L243 245L245 244V246H249V244H251L249 242V237L251 236V238H254L256 237V233H258L257 231L259 230L258 228H256L258 226V224H261V221H263V217H262V214H260L258 211H256L254 209V207L252 206V204H249V202H246L245 200H242L243 196L247 193V192H244V191H240L238 193H236V186H237V182L235 181V183L233 185H231L230 183L235 180L234 177L236 176V173L240 170L241 171V175H239V179L241 180L242 179V182L245 181L249 175H252L253 178L255 179L254 181H256V184L260 187L262 185H264V172H261L258 171L256 172L257 174H255L254 171H246V167H242V163L244 161H248V160H252V156H254L252 153H249V151L247 150V153L246 155H244L242 158L241 156H237L235 157L234 155V152L237 151L238 149V143H239V139H242ZM4 138V139H3ZM15 138V139H14ZM17 138V139H16ZM19 138V139H18ZM24 140H22V139ZM27 138V140H26ZM87 138V139H85ZM44 139H47L45 141L47 142H44ZM75 139V140H74ZM156 141H154V140ZM16 142H15V141ZM19 142L17 145H14L16 144L17 142ZM82 140H86L84 142H82ZM152 140V142H151ZM10 141V142H9ZM28 141V142H26ZM43 141V142H42ZM148 141V142H149ZM52 144H51V143ZM82 142V143H80ZM118 143H120L118 140H117ZM14 143V144H13ZM21 143V144H20ZM49 143V144H48ZM23 144V145H22ZM32 144V145H31ZM47 144V145H46ZM76 144V143H75ZM82 144V146H81ZM22 146V147H21ZM30 146V147H28ZM46 146V147H45ZM54 146V147H53ZM28 151H27V149ZM87 147H85V150H86ZM114 148V146H113ZM216 148V147H215ZM24 149V150H23ZM46 149V150H45ZM120 149L119 147H116L114 149H112L111 151L117 153V151ZM131 150L129 151H132V152H135L134 150H136V152L140 153L142 151L143 153V150H142V147L136 145L134 147H130ZM133 149V150H132ZM32 150V151H31ZM48 150V151H47ZM51 150V151H50ZM54 150V151H53ZM117 150V151H116ZM188 150V149H187ZM13 151V152H12ZM16 151V152H15ZM18 151V153H17ZM21 151V152H20ZM25 151V152H23ZM193 151V152H191ZM9 152H12V153H9ZM163 152V151H162ZM16 153V154H15ZM23 153V154H22ZM163 154V153H162ZM34 155V156H33ZM193 155V156H192ZM37 157V158H35ZM135 158L134 156H131V159L130 157H128V160L129 162H132L133 159ZM195 157V162L194 159ZM35 158V159H34ZM81 157L78 156L76 157V161H75V158H72V164L75 165V168L77 169V165L78 164H81L80 163V159ZM172 158V157H171ZM112 159V160H110ZM180 159V158H179ZM188 159V160H187ZM201 159V160H200ZM239 159V160H238ZM245 159V160H244ZM109 162H107V161ZM104 160V162L110 164V165H114V162L111 163V161H115V164L119 161L118 158L117 160L113 159V158H106ZM191 160L192 162L190 163ZM203 160V161H202ZM186 161V162H185ZM208 163H207V162ZM214 161V162H213ZM103 162V163H104ZM213 162V163H212ZM227 162V164H226ZM103 163H100L99 164H102L100 165V167H98L99 164H97V167L96 168H100L101 170L103 169ZM134 163V162H133ZM187 163V164H185ZM194 163V164H192ZM88 164V163H87ZM86 164V166H88ZM209 164V165H208ZM186 167H185V166ZM154 166V168H153ZM157 167V168H156ZM192 167V169H191ZM116 168V167H115ZM119 168V169H118ZM194 168V169H193ZM200 168V169H199ZM8 169H11V167L9 166ZM36 169V168H35ZM90 169V170H89ZM89 172L88 170L86 171V168L82 169L81 171L77 169V174L76 177H75V182L76 185H78L80 188L84 187V189L86 187H88V189L91 188V185H92V182H91V179L94 180L93 178V171L92 169L89 167ZM122 169V168H121ZM120 167H117L116 171L117 170H120ZM179 169V170H178ZM191 169V170H190ZM204 169V170H203ZM203 170V171H202ZM35 173H34V176L36 175V173L39 171L38 169V166H37V169L34 170ZM92 171V172H91ZM149 171V173H148ZM181 173V174H180ZM147 174V175H146ZM90 175V176H89ZM88 176V177H87ZM110 176L109 178L107 177H104L102 176V180H101V183L105 185V183L109 182V180H113L116 176H112L111 175H108ZM200 176V177H199ZM80 177V178H79ZM83 177V178H82ZM113 177V178H112ZM164 177V178H163ZM195 177V178H194ZM207 177V178H206ZM131 178V179H130ZM159 178V179H158ZM78 179V180H77ZM87 179V180H86ZM107 179V180H106ZM157 179V180H155ZM165 180L166 179V184L164 185H160L159 183H156L157 181H160V180ZM83 180V181H81ZM155 180V181H154ZM89 181V182H88ZM106 181V182H105ZM125 181V182H124ZM137 183H135V182ZM151 181V182H149ZM9 182V180H8ZM34 182H38L37 178L35 177L34 178ZM155 182V183H154ZM212 182V183H210ZM134 183V184H132ZM175 183V184H174ZM38 183H35L34 184V187L37 185ZM125 184V185H124ZM132 184V186H131ZM136 184V186H135ZM138 184L139 185V188L138 187ZM143 184V185H142ZM210 184V185H209ZM6 185V184H5ZM3 185L1 190L3 191V189L6 188V186ZM8 185V184H7ZM88 185V186H87ZM146 185V186H145ZM86 186V187H85ZM124 186V187H123ZM129 186V187H128ZM131 186V187H130ZM172 186H176V187H172ZM162 187V189H161ZM171 187V188H170ZM52 189L56 190L55 187H51ZM124 188H126L125 190H123ZM145 188V189H144ZM202 188V189H201ZM158 189H161L164 191V193H159L157 192L156 190ZM199 189V190H198ZM30 193L26 195V198H25V203L21 202V201H17L15 200V198L13 199V201H9L12 205L13 204H19V205H23L25 206V204L27 203L28 206L26 205V207L30 208L32 210H39V209H42V211H46V212H52L51 211V206H50V203L47 199H43V201H39L37 199V196H36V192H34L33 190L29 189ZM127 190V192H126ZM146 190V191H145ZM177 190V191H176ZM183 190V191H182ZM205 193H204V191ZM209 190H210V193L212 194V197L211 199H213L217 194H222V195H230L229 198H223V197H219L222 201H225V202H229L230 199L232 197H235V195H238L239 199H240V204L238 206H236L235 208H230L227 207L226 209H224V211L219 214V215H216V214H213L212 216H207L206 213H208V211H210V208L211 206L207 207V203L205 205V207H201L200 204H202L204 201H205V198H207V196H209ZM111 191H115L114 194L113 192ZM123 191L126 192V194L124 193H121ZM129 191V192H128ZM154 191V192H153ZM189 191V192H188ZM195 191V192H194ZM197 191V192H196ZM203 191V192H202ZM259 191V190H257ZM264 191V187L261 188V190L259 192H263ZM1 192V191H0ZM33 192V193H32ZM123 194L120 197V194ZM169 192V193H168ZM183 192V193H182ZM190 197L188 195V193L190 194ZM4 193V191H3ZM53 193V190L51 192V194ZM130 193V194H129ZM178 193V196L175 195ZM182 193V194H180ZM204 193V194H202ZM216 193V194H215ZM11 194V193H10ZM13 194V193H12ZM114 194V195H112ZM139 194V195H138ZM163 194V195H162ZM195 194V195H194ZM202 194L201 198L199 197V195ZM32 195V196H31ZM87 195V194H86ZM126 195V196H125ZM182 195V196H181ZM184 195V196H183ZM263 195V193H262ZM124 196V198H123ZM143 196V197H142ZM173 196H176V197H173ZM188 196V197H187ZM204 196V197H203ZM109 199H108V198ZM128 197V198H127ZM137 198V199H136ZM140 198V200H139ZM142 198V199H141ZM172 198V199H171ZM180 198H183V199H180ZM185 198V199H184ZM200 198V199H199ZM247 198V197H245ZM17 199V198H16ZM115 199H116V203H115ZM117 199H125L126 202V205H121L123 207H121V205L119 206L118 205V200ZM3 200V199H2ZM29 200H30V203H34V207L37 205V209H35L33 207V204L31 203L29 205ZM134 200V201H133ZM186 200V201H185ZM34 201V202H33ZM133 201V202H131ZM163 201V202H161ZM245 201V202H244ZM104 202V203H103ZM105 202V199L102 200V207L105 206V204L107 203ZM149 203V204H148ZM154 203V204H152ZM157 203V204H156ZM197 203V204H196ZM188 205V208H195L194 210H186L187 212H180L178 210V207L181 206V205ZM32 205V206H31ZM130 205V206H129ZM136 205V206H135ZM117 206V207H116ZM127 207V208H126ZM135 207V208H134ZM121 208H124L123 210H121ZM141 208V210L139 209ZM148 208V209H147ZM130 209V210H129ZM23 209H20V210H17V212H21ZM105 210V211H104ZM125 210V211H124ZM128 210V211H126ZM134 210V211H133ZM137 210V211H136ZM24 211H28V210H24ZM30 211V210H29ZM102 211H103V214L104 216H109L108 213L106 212V209L105 208H102ZM115 211L113 212L111 215V217H114L117 216L118 212ZM140 211V212H139ZM159 211V212H158ZM133 212V213H132ZM151 212V213H150ZM28 213V212H27ZM26 212L24 213L25 215L27 214ZM144 213L145 215L143 216L144 217V220H148L149 221V226H152V228H149L147 229V231H145L144 229L143 230H140L141 228V225L139 224V221L141 220L140 219V214ZM155 213H159L160 214V217L163 219V221L161 220L160 218V221L159 223H163L165 225V227L163 226V228H165L164 230L168 233H170L171 231L175 230V232H179V228L180 229H184L183 232H181L182 236H185V238H183L182 242H180L181 240L178 239L177 240H174V242L170 245V246H167V240H165L164 238V243L162 242L163 239H159L163 233V228L160 227L158 230L157 229V226L155 223H151V222H155L156 220H154V214ZM219 213V212H218ZM78 214V213H77ZM76 214V215H77ZM107 214V215H106ZM131 216H130V215ZM163 214V215H162ZM195 214V215H194ZM79 216V214L77 215ZM118 217V216H117ZM136 217L139 219H136ZM142 217V218H143ZM153 217V218H152ZM182 217L184 218L183 221H181ZM208 219H207V218ZM210 217V219H209ZM246 217V218H245ZM167 218V219H166ZM177 218V219H176ZM115 219L119 222L120 220L123 221L122 219H119L115 217ZM119 219V220H118ZM136 221H135V220ZM132 220V221H131ZM213 220V221H212ZM61 222L62 221V218L60 219ZM120 221V222H121ZM135 221V223H134ZM151 221V222H150ZM166 221V222H164ZM185 221V222H184ZM198 224H196V223ZM216 222V223H215ZM132 223V224H131ZM144 222H142L141 224L142 225H145L143 224ZM158 224V222H156ZM136 224V226L134 225ZM153 224V225H152ZM187 224V225H186ZM196 226H195V225ZM257 224V225H256ZM167 225V226H166ZM170 225V226H169ZM180 225V226H179ZM194 225V226H193ZM198 225V226H197ZM139 226V231H138V227ZM146 226V225H145ZM160 226V225H159ZM173 228H172V227ZM179 226V227H178ZM184 226V227H183ZM236 226V227H235ZM24 227H27V226H24ZM167 227V228H166ZM170 227V228H169ZM198 227V228H197ZM84 228V229H83ZM133 228V229H132ZM178 228V229H177ZM189 228V229H188ZM196 228V229H195ZM257 231H256V229ZM260 228V227H259ZM137 229V230H136ZM193 229V230H192ZM216 229V230H215ZM252 229V230H251ZM89 230L88 228H85V227H81L79 228V230L77 231V236L75 234V242H77V245H75V247L77 248V250L79 251V255L81 257H79L81 259V262L83 264H116V259L117 258V254L115 253L116 251H114V247L113 245L111 246V240L112 239H115V235L116 233H114V230L113 232L111 231H106V232H101V231H98L97 229L95 230H89V232L87 231ZM121 232H122V229H120ZM169 230V231H168ZM189 231V233L186 232ZM96 231V232H94ZM161 231V233L159 232ZM191 231V232H190ZM250 231V232H249ZM251 231L255 234H250ZM256 231V232H255ZM82 232V233H80ZM88 232V233H87ZM91 232V234H89ZM92 232L93 235H92ZM101 232V234H100ZM159 232V233H157ZM186 232V233H185ZM249 232V233H248ZM69 233V232H68ZM67 233V234H68ZM87 233V234H86ZM96 233H97V236H96ZM107 233V234H106ZM185 233V234H183ZM196 233V234H195ZM199 233V234H198ZM204 233V235H203ZM65 234V235H67ZM85 234V235H84ZM123 234V233H122ZM153 234V235H152ZM160 234V235H158ZM191 234V235H190ZM216 234V235H215ZM62 235H64L62 233ZM64 235V236H65ZM70 234H68V236L66 237L65 236V239H64V243H68L69 247L65 244H60L62 243L61 241L62 240H59V245H64L65 248H73V243L74 242H71L70 240ZM101 235V236H99ZM106 235V236H105ZM108 235V236H107ZM179 235V233H178ZM187 235V236H186ZM190 235V236H189ZM249 235V236H248ZM88 236V237H87ZM124 236V235H123ZM157 240H153V237ZM195 236V237H194ZM245 236V237H244ZM80 237V238H79ZM84 240H83V238ZM86 237V238H85ZM152 238V239H147V238ZM76 238H77V241H76ZM90 238V239H89ZM94 238V240H93ZM180 238V237H178ZM199 238V239H198ZM86 239V240H85ZM137 239H142V242L141 244L137 241ZM160 242H159V240ZM186 239H189L186 240ZM228 239V240H227ZM248 239V240H247ZM67 240V241H66ZM152 241V244L150 241ZM199 240V241H198ZM158 241V242H157ZM216 241V242H215ZM96 242V243H95ZM150 242V243H149ZM153 242H155L153 244ZM179 242V243H178ZM188 242V243H187ZM195 242V243H194ZM148 243V244H147ZM199 243V244H198ZM229 243V244H228ZM113 244V243H112ZM145 244V245H144ZM212 244V245H211ZM220 244V245H219ZM179 245V246H178ZM202 245V246H201ZM222 245V246H221ZM46 246V247H45ZM50 246V249L48 248ZM184 246V248L182 247ZM181 247V248H180ZM187 247V248H186ZM197 247V249H196ZM44 248H45V251L47 252L48 251V255H52V253L54 252V247L51 246V245H47V244H44ZM132 248V249H131ZM82 249V251H81ZM193 249V250H192ZM221 249V250H220ZM234 249V250H233ZM113 250V251H112ZM247 250V249H246ZM255 250V249H254ZM181 251H184V252H181ZM258 251H260L258 249ZM137 252V253H136ZM165 252V253H164ZM187 252V253H186ZM221 252H224L223 255H220L219 256V253ZM115 253V254H114ZM184 253V254H183ZM233 253V254H232ZM260 253H263V252H260ZM135 254V255H134ZM140 254V255H139ZM143 254V255H142ZM147 254V255H146ZM161 254V255H160ZM209 254V255H208ZM116 255V256H114ZM168 255V256H167ZM186 255V256H185ZM137 256V258H136ZM164 256V257H163ZM207 256V257H206ZM218 256V258H217ZM223 256V257H222ZM259 257H257V260L259 262H261L263 259L261 258L260 259V255H257ZM115 257V258H114ZM202 257V258H201ZM115 260H114V259ZM135 258V259H134ZM179 258V260H178ZM245 258V256H244ZM259 258V259H258ZM177 259V261H176ZM193 259V260H192ZM221 259V260H220ZM136 260V261H135ZM223 260V261H222ZM248 259L246 258V262L247 264H250L249 260L247 261ZM90 262V263H89ZM263 262V263H262ZM261 262V264H264V260ZM81 263V264H82ZM69 264V263H68ZM127 264V263H126ZM230 264V263H229ZM233 264V263H232ZM238 264V263H237Z\"/></svg>",
	"mask_w": 264,
	"mask_h": 264
},
{
	"label": "snow or ice",
	"instance_id": "snow-or-ice-1",
	"mask_svg": "<svg viewBox=\"0 0 264 264\" xmlns=\"http://www.w3.org/2000/svg\"><path fill=\"white\" fill-rule=\"evenodd\" d=\"M40 2L48 9V15H49V18L50 19H51V17L53 15H55L56 18L59 19V14H57L55 12V9L53 8V0H40ZM94 2H95V0H94ZM19 3H20V0H8V5L7 6L10 8V7H12L14 5H17ZM24 6L25 7H28L27 0H24ZM66 6L67 5H65V7ZM5 7H6L5 4L0 3V15H3L4 14ZM158 7H159V5H158ZM163 7H164L165 10L171 11V6L169 5L168 0H163ZM230 7H231V11H232L233 14H236L239 11V9L237 7L236 0H230ZM248 7H249V0H244V8L247 9ZM195 8H196L197 11H203L204 14H205V16L210 15V9H209V7L207 5V0H203V3L202 4H196L195 5ZM261 10H264V3H261L260 6H259V8L256 9V11H261ZM29 11H32L33 12V15L36 14V10L35 9H29ZM17 14L19 15V13H17ZM173 15L175 16L177 14L173 11ZM27 19L31 20V19H33V16H28ZM157 19H159V14H157ZM119 20L121 22H123L125 20V17L124 16H120L119 17ZM189 23H191V22H189ZM204 23L206 25H208V26L211 25V21L210 20H207V19L204 21ZM125 27H127V25H125ZM253 27H255V25H253ZM61 30L62 31H66L63 28V25H61ZM117 31H119V29H117ZM201 35L207 36V30H205V32L202 33ZM255 36L256 37H264V24H260L259 25V30L255 33ZM17 39H19V37H17ZM251 39L254 40L255 37H251ZM192 42L195 43V41H192ZM248 42L249 41H246V43H248ZM208 43H211V40H209ZM151 46L152 45H149V47H151ZM205 46H207V45H205ZM2 50H4V45H3V43H0V51H2ZM216 56H217V59H218L219 58V53L218 52L216 53ZM209 59H211V57H209ZM191 62L193 64H196L197 63V60L193 59ZM240 63L243 64L244 61H241ZM239 66L240 65L238 64L237 67H239ZM217 70L219 71V68L218 67H217ZM204 71H205V73H207L208 72V69H204ZM141 83L143 84V81H141ZM143 91H144V89L141 88V92H143ZM4 95H5L4 92H0V98H2ZM211 95H212V93H211V91H209L208 96L205 97V100L210 99L211 98ZM0 102H2V100H0ZM77 115H79V106H77ZM141 123H143L142 116H141ZM75 143L78 144L79 141H75ZM166 182L167 181L165 179V180L157 181L156 183H159L160 185H164V184H166ZM161 202H163V201H161ZM101 218L103 219V217H101ZM52 225H53V227H56V222L55 221H52Z\"/></svg>",
	"mask_w": 264,
	"mask_h": 264
}]
</instances>
